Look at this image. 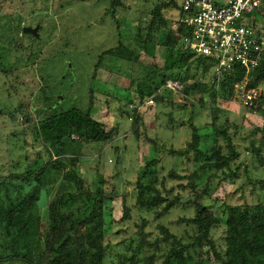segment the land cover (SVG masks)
<instances>
[{"label": "rangeland", "instance_id": "1", "mask_svg": "<svg viewBox=\"0 0 264 264\" xmlns=\"http://www.w3.org/2000/svg\"><path fill=\"white\" fill-rule=\"evenodd\" d=\"M121 1L124 7L118 9L114 19L109 14L110 0H0V180L10 177L12 170L27 171V156L37 151L32 129L47 114L43 105L47 108L53 105L60 111L84 112L92 107L94 117L106 129L119 126V137L111 146L73 144L69 154L79 156L76 171L83 176L88 191L95 193L104 188L116 192L111 203L112 214L107 218L112 234L105 264H130L129 259L140 242L139 231L144 220L148 221L145 231L152 243L162 237L159 229L162 225L184 244L193 245L198 232L187 220L195 217V210L188 203L194 195L180 188L181 183L189 182L187 176L194 169L193 156H174L171 151L172 148L187 150L192 126L205 128V134L210 132L215 121L213 112L218 111V124L229 127L241 153L232 166L233 171L239 169L238 177L214 179L210 196L205 200L221 219L213 237L223 251L226 205L264 204V189L259 184L264 181V147L261 148L264 113L246 108L236 92L231 101L219 99L213 104L214 91L219 97L223 95L221 87L215 84V66L209 60L208 65L197 69L199 57L196 56L189 57L190 72L208 86L204 92L188 99L182 90L171 91L166 83L161 85L164 75H176L180 70L184 75L189 68L188 64L184 69L178 68L184 53L182 48L185 50L181 44L177 42L171 51L165 45L168 37L176 40L172 31H179L185 0ZM257 20L264 28V8ZM25 28L39 29L38 36L26 34ZM121 43L137 53L135 57L139 59L128 61L106 54ZM159 85L158 100L155 96ZM261 89L264 94V85ZM153 98L154 104H151ZM135 111L143 118L141 139L133 132ZM147 134L158 140V154L154 145L145 139ZM253 146L261 150L260 156L254 154ZM154 159H158L160 182L165 183L168 191H173L174 197L184 195L185 201L160 220L137 204L139 176ZM172 171L186 179L173 180ZM46 176L63 178V173L49 170ZM102 180L106 181L104 185ZM45 184L50 198H55V186ZM65 188V196L78 192L74 182ZM160 189L166 195L162 184ZM48 198L44 194L40 202L45 216L49 213ZM125 200L131 209V218L123 221ZM163 254L165 251L157 254L159 264ZM189 254L193 264H217L208 248L197 247Z\"/></svg>", "mask_w": 264, "mask_h": 264}, {"label": "trees", "instance_id": "2", "mask_svg": "<svg viewBox=\"0 0 264 264\" xmlns=\"http://www.w3.org/2000/svg\"><path fill=\"white\" fill-rule=\"evenodd\" d=\"M110 1L109 14L115 19L118 9L124 5L121 0ZM172 32L177 41L168 37L167 42L169 39L170 41L165 45L169 46V51L177 42L183 46L182 29L179 31L173 29ZM182 51L184 53L177 63L178 68L184 69L187 64L189 68L184 75L181 74V70L176 75L173 73L164 75L161 85L164 86L167 81L174 79L182 84L181 93L186 98L193 99L208 86L197 78V75L191 76L192 65L188 63L189 57H199L197 69L208 65L209 60L193 52L189 53L183 48ZM106 54L128 61L139 59L135 57L137 53L130 51L122 43ZM246 81L248 89L261 88L264 85V53L260 58L259 67L249 74L242 68L235 73L224 74L219 84L223 95L219 97L217 91H214L213 104L219 99L231 101L234 93H237L236 84L244 85ZM161 85L157 87L155 96L158 100ZM141 98H144L143 94ZM45 105L42 109L46 111V116L32 129V139L37 151L33 156H27V171L16 173L12 170L9 172L10 177L0 180V264H105L106 256L111 249V243L108 242L112 234V226L107 218L112 214L111 203L115 200L114 197L116 198V192L115 190L108 192L104 188L95 193L88 191L83 176L76 171V163L80 158L69 153L73 144L95 147L92 144L100 143L111 146L118 139L120 128L117 126L110 130L106 129L94 117L92 107L86 112L79 109L60 111L53 105L48 108ZM250 109L264 113V94L258 104ZM52 110L55 112H50ZM135 112L133 132L141 139L143 136L140 124H143V118L138 111ZM217 112H213L215 121L210 126V132L205 134V128L192 126V139L187 150L175 151L172 148L171 151L174 156L188 157L190 154L193 156L194 169L187 176L189 182L181 183L180 188L194 195V199L188 203L194 208L195 217L187 221L192 222L197 228L195 243L184 244L162 225L159 226L162 237L156 243H152L145 231L148 221L144 220L139 231L140 242L129 259L130 264H159L157 254L163 251L165 254L161 264H193L194 259L189 252L197 247L208 248V251L214 254L217 264H264V204H227L223 251L219 249L213 237V231L222 222L214 209L205 203L210 196L211 182L214 179L221 181L226 177L237 178L239 169L233 171L232 166L241 157L229 127L218 124ZM145 139L154 145V151L158 154V140L151 139L148 134L145 135ZM262 147L264 142L261 144ZM252 149L254 154L260 156V149L255 146ZM157 163L158 159H154L146 165L139 176L136 191L139 208L154 213L156 220H160L185 201L184 195L174 197L173 191H168L165 183L160 182ZM49 170L63 173V178L47 177ZM171 178L175 181L186 179L175 171H172ZM73 182L76 183L78 192L65 196L66 184ZM45 183L55 186L57 189L55 198H50L51 193ZM101 183L104 185L106 181L102 180ZM161 184L166 195L160 189ZM259 184L264 189V181H260ZM44 194L50 198L47 204L48 216H45L44 207H41L40 203ZM123 203L122 220H130L131 209L127 205V200ZM156 244H164L166 247H158ZM146 247L150 249L146 250ZM141 254L144 255L142 258Z\"/></svg>", "mask_w": 264, "mask_h": 264}, {"label": "built area", "instance_id": "3", "mask_svg": "<svg viewBox=\"0 0 264 264\" xmlns=\"http://www.w3.org/2000/svg\"><path fill=\"white\" fill-rule=\"evenodd\" d=\"M263 8L264 0L184 1L178 22V30L183 31V47L214 64L218 85L226 73L242 68L249 74L259 67L264 53V28L257 16ZM166 88L182 90L174 80L167 81ZM236 89L247 108L256 106L263 96L261 88L248 89L247 81L236 84ZM150 103L154 104V98Z\"/></svg>", "mask_w": 264, "mask_h": 264}, {"label": "water", "instance_id": "4", "mask_svg": "<svg viewBox=\"0 0 264 264\" xmlns=\"http://www.w3.org/2000/svg\"><path fill=\"white\" fill-rule=\"evenodd\" d=\"M38 30L39 29H33V28H25L24 31L26 34H31V35H34V36H38Z\"/></svg>", "mask_w": 264, "mask_h": 264}]
</instances>
